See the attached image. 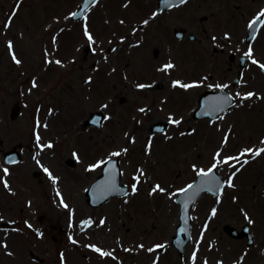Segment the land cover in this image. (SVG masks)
<instances>
[{
	"label": "rangeland",
	"instance_id": "rangeland-1",
	"mask_svg": "<svg viewBox=\"0 0 264 264\" xmlns=\"http://www.w3.org/2000/svg\"><path fill=\"white\" fill-rule=\"evenodd\" d=\"M223 1L218 10L216 4L206 9L194 1L175 13V26L204 39L199 44L160 42L152 30L163 21L170 35L173 13L154 18L156 0H100L80 22L70 17L81 0H0V178L9 184L6 189L0 182V245H7L0 246V264H193L194 252L195 264H262L264 153L255 159L241 153L264 148V77L249 64L240 84L232 86L237 61L230 62L227 55L221 60L212 49L225 48L238 57L251 47L253 58L260 61L264 44H243L245 28L238 15L228 27L222 25L223 9L236 15L238 6L250 4ZM14 10L17 14L5 28ZM204 17L207 23L201 22ZM86 27L94 43L86 37ZM9 42L14 46L11 52ZM169 62L174 69L158 71ZM173 81L200 86L173 88ZM217 84L229 85L224 90L233 97L252 92L259 98L241 102L236 97L234 104L239 106L231 107L222 119L193 120L198 97L220 90L210 87ZM16 106L19 115L12 119ZM97 111L107 117L99 130L86 125ZM169 117L181 123H169ZM166 123L170 126L163 134L150 133L153 125ZM37 134L42 144L53 147L41 151ZM16 145L22 146V161L7 166L3 154ZM117 151L122 155H110ZM217 152L221 160L239 157V162L218 166L223 192L201 196L192 208L191 240L180 257L171 246L179 224L176 197L196 178L194 167L211 168ZM110 158L120 161L121 184L129 193L93 209L85 193L102 167L89 169ZM5 167L10 173L6 177ZM138 169L145 175L132 194ZM233 173L235 187L229 188ZM157 184L165 191L150 195ZM85 221L91 226H83ZM226 225L238 231L248 225L253 246L229 237ZM158 244L165 245L162 251L148 252ZM89 245L112 256L101 257Z\"/></svg>",
	"mask_w": 264,
	"mask_h": 264
},
{
	"label": "snow or ice",
	"instance_id": "snow-or-ice-1",
	"mask_svg": "<svg viewBox=\"0 0 264 264\" xmlns=\"http://www.w3.org/2000/svg\"><path fill=\"white\" fill-rule=\"evenodd\" d=\"M88 3L94 4V3H96V0H88ZM185 3H187V0H171V6H178V5H182V4H185ZM19 6H20V4L18 2L17 5H16V9H18ZM16 14H17L16 10H14L13 13H12V16H10L9 20L5 23V25H4L5 28L10 27L12 17L15 16ZM71 15L72 16H76L77 13H72ZM261 17H264V10H261V12L258 13V15L253 19V21L250 22L249 28H253V25H255L258 21H260ZM262 22H264V21H262ZM144 23L147 24V21H145ZM85 35L89 39L90 43H94L95 42L93 37L91 36V34L88 32L87 27L85 28ZM213 39H215V37ZM225 39H228L227 35L225 36ZM13 47H14L13 44L11 42H9L8 43V48H9L10 52L13 49ZM245 56H247L249 58V60L251 61L252 64L258 65L261 68V70L264 71V64H261L259 61H257L256 59L253 58L254 57V53H253V49L251 47H249V50H248L247 53H245ZM13 60L17 64L20 63V61L16 58V56L14 54H13ZM56 63L59 64L60 61H56ZM174 68H175V65L173 63L169 62L168 64H166V65L162 66L160 69H158V71L167 73L168 70L174 69ZM205 79H207V77H205ZM88 82H90V81H88ZM32 86H33V88L38 87V85L35 83V81L33 82ZM199 86L200 85L197 84V83L184 84L181 81H173V84H172L173 88L179 87V88H182L184 90L192 89V88L199 87ZM137 87L140 88V89H143L146 86L145 85H137ZM210 87H215L217 89H220L221 92H223V90L228 88L229 85H227V84H224V85L217 84V85H214V86L210 85ZM236 97H238L241 100V102H243L244 100H248V99H251L253 97H256V94L252 93V92H249V93H247L245 95H241L239 92H237L236 93ZM236 97H233L232 95L229 94V95H223L221 97L214 98V104L212 106L211 112L212 113L225 112L226 109L229 108V107H238L239 105H235L233 103ZM256 98H259V97H256ZM139 111L145 112L146 110L141 108V109H139ZM220 118L222 119L223 117H220ZM105 119H107V117ZM169 123H172V124H175V125H179L181 123V121L180 120H175L172 117H169ZM43 126L46 128L47 124L45 123ZM227 139H228V137H225V140H227ZM41 140H42V137L37 134L36 135L37 147L40 148L41 151H43L45 148L51 149L53 147V145L51 143L42 144ZM261 144H264V140H261ZM123 152L126 153L127 149H123ZM245 153L251 154L252 158L255 159L256 157H259V156H261L262 153H264V148L246 149V150H244V153H241V155H244ZM39 154H40L39 152L36 153L37 156ZM73 155L76 156L75 153ZM110 155L112 157H119V156L122 155V152H120V151L112 152ZM35 158L36 157L34 156L33 159H35ZM239 159H240L239 157H226V158H223L221 160L220 159V153L217 152L216 156L214 157V160L216 162L212 165L211 168H209L207 170H204V169L197 170L194 167V171H196L197 176L201 177L200 185L196 186L194 188L193 184H188L185 188L179 190V194L180 195L189 194L190 190H192L191 194L188 195V200L189 201H191L195 195H198V193L200 191L213 192L214 194L219 196L223 192L224 185L220 181L219 177L216 175V170H217L218 166L220 164H228L230 160H236L237 162H239ZM14 162L15 161H8V163H14ZM248 162L249 161H247V160L243 161L244 164H247ZM36 163L39 165L40 161L36 160ZM104 165H108L109 167H114V162H112L110 164V162L108 160L99 161L95 165L91 166V168L89 170H93V169H96V168H101ZM229 166L230 167H235V165H229ZM43 170L46 173H48L50 179H52L53 183H55L56 182V178L52 176V174L49 171V169L44 168ZM137 171H138V175L133 177V180L136 183H134L132 185V189H131L132 194H136L138 192L137 185L142 182L140 180V177L145 175V173L143 172L142 169H138ZM237 171H239L238 168H237ZM3 172H4V176L5 177L10 175L9 169L6 168V167L3 169ZM234 176H235V173H233L232 175L229 176L228 181H227V187H229V188H234L235 187V185L233 183V177ZM0 182H3L4 187L6 189L9 187V184L7 183L6 180H3V178H0ZM105 188H106L107 192L119 191V188H118V186L116 184V181H115V175L113 173H108V180H107V183L105 185ZM164 191L165 190L159 184H157V185H155L153 187L152 193H150V195L153 194V193H156V192L163 193ZM60 195H61L60 192L57 191V196H60ZM173 195H176V194L174 193ZM61 205L63 207H65V208L68 207V205L63 201V199H61ZM185 208H187V204H185ZM212 215L213 216L216 215V209L212 210ZM245 219L249 220V223H252L250 217H248L247 215H245ZM100 223H101V225H103L104 221L102 220ZM185 223H187V220H185ZM83 226L90 227L91 226V221L83 222ZM29 227H30V225H29ZM180 231L184 232L185 229H181ZM37 235H39V233H37ZM189 238H191V237H189ZM72 242L74 244L76 243V241H74V240ZM0 246H2L4 248H7L6 244L0 245ZM88 247H90L92 249V251L98 253L101 257H110V256H112L111 252L104 251V250L100 249L99 247H97L95 245H89ZM139 247L143 248V245H140ZM164 247H165V245L158 244V245H155L153 248H149L148 252L151 253V252L156 251L157 249H163ZM125 251H129V250L125 249ZM7 254L8 255H12L11 252H8ZM113 258H115V257H113ZM62 260H63V257H62ZM192 260H193V264H195V261H196V253L195 252L193 253ZM154 264H155V261H154ZM205 264H207V262H205Z\"/></svg>",
	"mask_w": 264,
	"mask_h": 264
},
{
	"label": "water",
	"instance_id": "water-1",
	"mask_svg": "<svg viewBox=\"0 0 264 264\" xmlns=\"http://www.w3.org/2000/svg\"><path fill=\"white\" fill-rule=\"evenodd\" d=\"M98 0H96L97 2ZM87 5V6H86ZM94 4L88 3V0H82L80 3L78 9L76 10L75 13H77L76 16H72L71 20L72 21H79L82 20L84 15L87 13V11L93 6ZM171 6V0H160L159 1V10H163L165 8H170ZM257 26V23L253 25V28L250 29L249 31V36H248V41H250L253 38L254 35V30ZM180 37V34H179ZM190 39H194L193 36L189 37ZM233 59V57H232ZM246 58H241L240 59V67L243 68L245 64ZM241 77V72H239L238 77L235 81V84L239 82V79ZM223 95H229L228 92L226 91H219V92H214V91H207L203 93L199 97V103H198V108L194 111L193 113V119L195 120H201V119H211L215 120L217 117L222 114L223 112H217V113H212L211 109L214 104V98L221 97ZM17 110L14 111L13 116L17 115ZM207 113V114H206ZM105 119V115L101 112H96L93 113L92 115L89 116V118L86 121V125L88 126H95L98 129L100 128L102 122ZM168 127V124H159V125H153L150 129L151 133H163L165 128ZM5 160L8 163V161H15L18 162L20 160L19 154L15 152V150L6 153L5 155ZM110 164L114 162V167H109L108 165H104L102 167V174L97 178V180L92 183L90 188L88 189L86 196H87V203L89 206L92 208H97L109 201L113 197H123L128 193V189L125 185H120V167H119V161L117 159H110L108 160ZM14 162V163H15ZM10 164V163H8ZM69 165H72V162H68ZM108 173H113L115 175V181L116 184L119 188V191H112V192H107L105 185L108 180ZM216 175L219 177L220 181L223 183L222 178L217 174ZM201 183V177H197L196 181L193 183L194 188L196 186H199ZM184 194V195H179L176 199V202L180 206V213H179V226L176 229V236L172 238V245L177 248L178 252L180 255H182L183 250L187 243L190 240V232H191V216H190V209L192 206L195 204L197 199L203 194V193H208L213 196H216L213 192H208V191H200L198 195H195L191 201L188 200V195L191 194ZM185 204H187V208H185ZM185 220H187V223H185ZM181 229H185L184 232H181ZM225 232L234 238L238 239H243L247 237L248 239V246H251L253 244L252 237L249 234V227L245 226L242 230L241 233H238L234 228H231L230 226H226L224 228ZM264 264V263H263Z\"/></svg>",
	"mask_w": 264,
	"mask_h": 264
},
{
	"label": "flooded vegetation",
	"instance_id": "flooded-vegetation-1",
	"mask_svg": "<svg viewBox=\"0 0 264 264\" xmlns=\"http://www.w3.org/2000/svg\"><path fill=\"white\" fill-rule=\"evenodd\" d=\"M194 1H197V4L199 6H201V7H203V5H205L206 9H209V8L213 7L214 4H216L217 5V10L219 9V4L224 2L223 0H187V3H185V4H182V5H179V6H175V7L169 8V9H165V10L159 12V13H156L157 2H158V0H156V2H155V10L152 12L154 18H156L158 16H162L164 14L173 13L171 15V17H170V19H171L170 23L173 25L170 35H167V33L165 32L166 26L168 24L164 23L163 21H161L162 22L161 23V27H158L157 30L156 29L152 30L153 34L159 37L160 42L164 41L163 43H165V41H166L167 43H169V42L173 43V41H176V42L180 43L183 40H187L188 42H191V43H199V44L204 43V39L197 37L194 33L187 32V30L181 29V28L175 26V24H176V14L175 13L177 11H179L180 8L186 6L189 3L194 2ZM246 2L249 3L250 5H248V6H238V8H237L238 14H236V15L233 14V13H229L227 11V9H223V11L220 12V13H224V15L221 16L222 17V21H223L222 25H226L228 27V24H229L230 20H235L237 18V15H238L240 17V19L242 20V23H243L244 28H245V30H244L245 31V37L243 39V44H245V46L248 47V46H251V45L255 44V42L257 40H259V42H261V44H264V22H262V21H264V17H261V20L257 22V26H256V30H255V34H254L253 39L250 42L247 41L249 24L258 15V13L261 12V10H264V1L263 0H246ZM226 7L228 8V5H226ZM211 17H212V15H211ZM214 19L216 21H218V17H214ZM208 20L209 19L204 17V19H201V22L202 23H207ZM148 29H147V31H148ZM207 32L208 31L205 28H203V30H202L203 35H206ZM178 33H180V35H182L181 38H179L177 36ZM191 34H193L197 38V40L191 41L189 39V35H191ZM167 36H168V38H167ZM166 38H167V40H164ZM211 40H212V38H211ZM211 40H209V41H211ZM222 40L224 41V39H222ZM229 41H230V39H228L224 44L225 45L230 44ZM212 53L220 55L221 56V60H222V57L224 55H227L228 59L230 61V57L232 56V55H228L227 51H225V48H220V49L213 48L212 49ZM259 62L261 64H264V59L260 60ZM249 64H252L251 61L247 62V64L245 65L244 71H245L246 67ZM252 65L255 67L257 73L259 74V76L264 77V71H262L261 68L258 65H254V64H252Z\"/></svg>",
	"mask_w": 264,
	"mask_h": 264
},
{
	"label": "bare ground",
	"instance_id": "bare-ground-1",
	"mask_svg": "<svg viewBox=\"0 0 264 264\" xmlns=\"http://www.w3.org/2000/svg\"><path fill=\"white\" fill-rule=\"evenodd\" d=\"M63 199V198H62ZM74 213H75V210H74Z\"/></svg>",
	"mask_w": 264,
	"mask_h": 264
}]
</instances>
